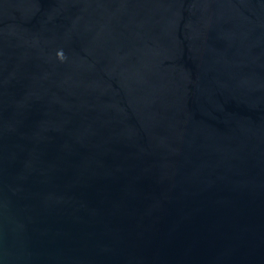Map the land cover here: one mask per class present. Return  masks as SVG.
Wrapping results in <instances>:
<instances>
[{
	"label": "water",
	"instance_id": "1",
	"mask_svg": "<svg viewBox=\"0 0 264 264\" xmlns=\"http://www.w3.org/2000/svg\"><path fill=\"white\" fill-rule=\"evenodd\" d=\"M0 264H264V0H0Z\"/></svg>",
	"mask_w": 264,
	"mask_h": 264
}]
</instances>
